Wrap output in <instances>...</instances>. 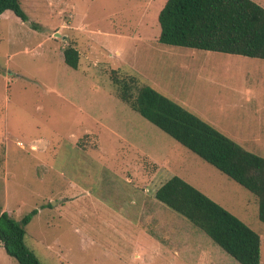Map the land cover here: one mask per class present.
<instances>
[{
	"label": "rangeland",
	"instance_id": "1",
	"mask_svg": "<svg viewBox=\"0 0 264 264\" xmlns=\"http://www.w3.org/2000/svg\"><path fill=\"white\" fill-rule=\"evenodd\" d=\"M21 3L28 21L0 16V203L17 220L38 210L25 242L41 264H240L156 197L155 242L121 222L119 210L135 221L140 197L174 176L256 231L264 264L257 198L134 111L114 83L135 78L264 157V60L160 44L157 0ZM69 46L77 69L64 62ZM0 264H19L3 245Z\"/></svg>",
	"mask_w": 264,
	"mask_h": 264
},
{
	"label": "trees",
	"instance_id": "2",
	"mask_svg": "<svg viewBox=\"0 0 264 264\" xmlns=\"http://www.w3.org/2000/svg\"><path fill=\"white\" fill-rule=\"evenodd\" d=\"M11 11L26 22L21 0H0V16ZM152 16L160 26L158 42L264 60V7L253 0H157ZM80 53L69 46L64 62L79 67ZM119 96L134 111L202 160L249 190L264 223V157L228 138L210 123L135 78L118 79ZM156 199L202 230L240 264H261V237L250 226L199 189L174 176ZM35 209L21 220L0 203V243L19 264H41L25 242Z\"/></svg>",
	"mask_w": 264,
	"mask_h": 264
},
{
	"label": "crops",
	"instance_id": "3",
	"mask_svg": "<svg viewBox=\"0 0 264 264\" xmlns=\"http://www.w3.org/2000/svg\"><path fill=\"white\" fill-rule=\"evenodd\" d=\"M253 1L264 7V0H253ZM155 201H156L155 194L153 196H150L149 194H147L146 196L145 195L141 196L139 199L140 206H138L137 208L134 207V210H135L134 212L135 214H137V219L135 221L130 220L128 217L130 215H128L127 213L124 214V210L122 213V209H121L119 210V212H117L120 214L119 218L121 222L136 225L137 228L144 231V233L146 234L144 236H146L147 238H150L152 235L150 234L151 232H149V229L150 227L153 228V226L156 224V217H155V211H154ZM103 206L107 210V206L105 205ZM120 234L123 235V233H120ZM152 240L153 242H155V240L153 239V236H152ZM0 245L2 244L0 243ZM136 249H137V255H138L137 260H138L139 257H142V254H141V251H139V246L138 247L136 246Z\"/></svg>",
	"mask_w": 264,
	"mask_h": 264
}]
</instances>
